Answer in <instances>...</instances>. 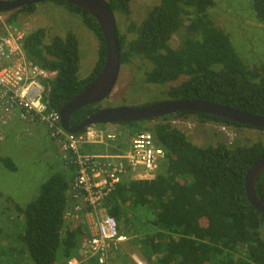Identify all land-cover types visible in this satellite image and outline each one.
<instances>
[{
  "label": "trees",
  "instance_id": "trees-1",
  "mask_svg": "<svg viewBox=\"0 0 264 264\" xmlns=\"http://www.w3.org/2000/svg\"><path fill=\"white\" fill-rule=\"evenodd\" d=\"M108 1L115 13L127 18L128 33L133 34L129 40L117 31L122 64L133 58L149 62L152 66L145 75L149 83L162 85L182 79L170 87V98L206 100L264 116V66L248 65L230 36L212 20L214 0H161L140 24L131 19L132 0ZM56 2L80 15L99 40L98 60L87 77L80 75V42L74 32L51 36L50 29L39 27L24 41L30 58L58 71L51 83L50 109L60 112L98 76L107 44L92 14L64 1ZM252 4L255 17L264 23V0H253ZM36 7L30 4L6 12L11 13L9 22L21 13H35ZM184 27L188 36L179 48H173L171 39ZM100 109V103L86 105L70 117L69 124L77 126ZM188 115H195L201 123L252 128L197 112L148 119L159 120L145 131L153 133L155 145L167 158L154 178L126 177L118 184L107 199L110 214L117 219L121 233L138 238L136 244L148 264H264V216L246 192L247 173L264 158V143L198 146L169 120ZM40 129L46 130L40 126L36 131ZM16 141L18 145L23 142L21 138ZM9 142L5 139L1 143ZM0 160L11 170L18 169L10 156L1 155ZM66 166L72 173L73 168ZM72 177L65 172L52 175L36 199L16 208L23 215L22 221L11 227L0 223V264H67L74 256L85 232L82 226L72 228L65 217ZM256 188L264 201V171Z\"/></svg>",
  "mask_w": 264,
  "mask_h": 264
},
{
  "label": "rangeland",
  "instance_id": "rangeland-1",
  "mask_svg": "<svg viewBox=\"0 0 264 264\" xmlns=\"http://www.w3.org/2000/svg\"><path fill=\"white\" fill-rule=\"evenodd\" d=\"M160 1L132 0V21L140 24L146 18L148 11ZM214 1L215 6L210 9L212 20L230 36L232 43L248 65L264 66V23L255 17L253 0ZM36 5L35 13H21L12 23L31 28V30L45 27L50 29L51 36H65L68 31L74 32L80 42L82 59L80 75L82 77L90 75L98 60L99 40L96 35L86 27L80 15L71 12L56 1L41 2ZM6 15L10 17L11 13ZM116 17L118 29L131 40L133 34L128 33L129 21L120 13H116ZM187 36L184 27L174 34L170 45L173 48H179ZM151 66L149 62L140 58H133L131 62L122 64L116 88L111 96L100 103V107L118 105L137 107L170 100L168 95L170 87L180 84L182 79L162 85L149 83L145 80V75ZM169 120L184 130L189 139L198 146L218 143H226L230 146L251 145L257 141L264 143V129L231 127L218 122L201 123L195 115L172 117ZM158 122L159 120L155 119L135 125L115 124L112 127L119 136L117 144L114 147L103 146L104 148L101 147V149L108 152L126 150L134 133L145 131V128H152ZM10 128L6 130L9 145H2L0 141V156H10L18 169L11 170L0 160V223H7L11 227L22 221L23 215L20 212L17 213L16 208L25 207L36 199L42 184L48 178L58 172H65L72 177L73 172L71 173V169L65 165L60 150L51 141L45 129L28 135L21 128L13 137V133L9 132ZM19 138L23 140L20 145L16 143ZM94 148V146L91 147L92 150ZM70 225L72 228H77L79 223L71 222ZM127 236L128 240L116 253H113L108 264H148L136 244L138 238L134 234H127ZM84 237L85 235L79 239L75 256H78V249ZM94 260L96 259H93V262Z\"/></svg>",
  "mask_w": 264,
  "mask_h": 264
},
{
  "label": "built area",
  "instance_id": "built-area-1",
  "mask_svg": "<svg viewBox=\"0 0 264 264\" xmlns=\"http://www.w3.org/2000/svg\"><path fill=\"white\" fill-rule=\"evenodd\" d=\"M9 19L6 12H0V141L14 124H21L28 135L45 126L64 163L73 168L65 217L69 224L79 223L85 232L78 256H71L67 264H86L93 259L107 264L128 240L109 212L108 197L126 177L154 178L166 152L155 145L151 131L134 133L128 149L120 152L101 149L118 142L112 124L88 126L80 133L67 131L60 112L50 109L51 83L58 71L29 57L24 41L33 30Z\"/></svg>",
  "mask_w": 264,
  "mask_h": 264
},
{
  "label": "water",
  "instance_id": "water-1",
  "mask_svg": "<svg viewBox=\"0 0 264 264\" xmlns=\"http://www.w3.org/2000/svg\"><path fill=\"white\" fill-rule=\"evenodd\" d=\"M47 1H64L87 10L98 20L107 44V56L98 76L60 111L62 125L67 131L80 133L88 126L140 122L179 112L206 113L242 125L264 129V116L200 99H170L137 107L129 105L111 106L102 108L88 116L81 124L71 126L69 119L74 113L86 105L103 102L111 96L116 88L122 66V49L117 36L118 22L116 13L108 0H0V12H11L26 5ZM263 171L264 158L257 161L249 169L246 176V192L250 203L264 216V201L259 197L256 188L258 178Z\"/></svg>",
  "mask_w": 264,
  "mask_h": 264
},
{
  "label": "crops",
  "instance_id": "crops-1",
  "mask_svg": "<svg viewBox=\"0 0 264 264\" xmlns=\"http://www.w3.org/2000/svg\"><path fill=\"white\" fill-rule=\"evenodd\" d=\"M22 128V125L21 124H14L11 128H10V130H9V132L11 131L12 133H13V137H14V134L15 133H17V131H18V129H21ZM40 130H42V129H40ZM39 131V130H38ZM20 139V138H19ZM16 140V139H15ZM83 228V227H82ZM84 229V228H83ZM123 246V244L121 245V247Z\"/></svg>",
  "mask_w": 264,
  "mask_h": 264
},
{
  "label": "flooded vegetation",
  "instance_id": "flooded-vegetation-1",
  "mask_svg": "<svg viewBox=\"0 0 264 264\" xmlns=\"http://www.w3.org/2000/svg\"><path fill=\"white\" fill-rule=\"evenodd\" d=\"M170 99L172 100L173 98H170ZM109 107H111V106H109ZM102 108H108V107H101V109H102Z\"/></svg>",
  "mask_w": 264,
  "mask_h": 264
},
{
  "label": "clouds",
  "instance_id": "clouds-1",
  "mask_svg": "<svg viewBox=\"0 0 264 264\" xmlns=\"http://www.w3.org/2000/svg\"><path fill=\"white\" fill-rule=\"evenodd\" d=\"M106 125V124H105ZM112 125H115V124H112ZM109 262V261H108Z\"/></svg>",
  "mask_w": 264,
  "mask_h": 264
}]
</instances>
